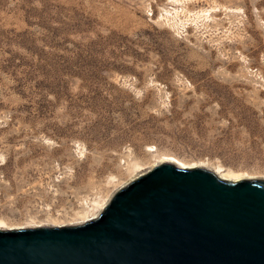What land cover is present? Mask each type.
Listing matches in <instances>:
<instances>
[{
    "label": "rangeland",
    "instance_id": "374dc122",
    "mask_svg": "<svg viewBox=\"0 0 264 264\" xmlns=\"http://www.w3.org/2000/svg\"><path fill=\"white\" fill-rule=\"evenodd\" d=\"M164 157L264 178V0H0V218L83 220Z\"/></svg>",
    "mask_w": 264,
    "mask_h": 264
},
{
    "label": "water",
    "instance_id": "95a60500",
    "mask_svg": "<svg viewBox=\"0 0 264 264\" xmlns=\"http://www.w3.org/2000/svg\"><path fill=\"white\" fill-rule=\"evenodd\" d=\"M0 264H264V179L162 162L94 218L0 225Z\"/></svg>",
    "mask_w": 264,
    "mask_h": 264
},
{
    "label": "bare ground",
    "instance_id": "6f19581e",
    "mask_svg": "<svg viewBox=\"0 0 264 264\" xmlns=\"http://www.w3.org/2000/svg\"><path fill=\"white\" fill-rule=\"evenodd\" d=\"M162 162H170V163L173 162L174 165L181 167V168H191V167L205 168L207 170L212 171L216 175H221L222 179H226V180L236 181V180H240V179H244V178H250L247 174L235 172L231 169H227L220 162H217L215 164L209 163V162L208 163L204 162L202 164H197V165L196 164L195 165H193V164L187 165L185 163H182L181 161H179L175 157H164L157 164L162 163ZM138 174H137V176H138ZM262 179H264V178H262ZM109 199H110V197L105 198L103 200L96 201V203L93 205V207L91 206L92 208L91 209L89 208V210L86 211V213L83 215L82 218L83 219H91V218L96 217L98 215V213L101 211V209L104 207V205L108 202ZM80 216H81V214H80ZM5 224H7V223L4 221V219L0 218V225H5Z\"/></svg>",
    "mask_w": 264,
    "mask_h": 264
}]
</instances>
